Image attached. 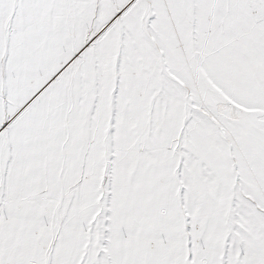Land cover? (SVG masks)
I'll list each match as a JSON object with an SVG mask.
<instances>
[{
	"label": "snow or ice",
	"instance_id": "snow-or-ice-1",
	"mask_svg": "<svg viewBox=\"0 0 264 264\" xmlns=\"http://www.w3.org/2000/svg\"><path fill=\"white\" fill-rule=\"evenodd\" d=\"M0 264H264V0H0Z\"/></svg>",
	"mask_w": 264,
	"mask_h": 264
}]
</instances>
